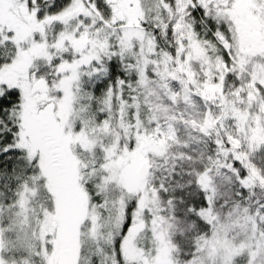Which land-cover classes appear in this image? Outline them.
<instances>
[{"label": "snow or ice", "instance_id": "snow-or-ice-1", "mask_svg": "<svg viewBox=\"0 0 264 264\" xmlns=\"http://www.w3.org/2000/svg\"><path fill=\"white\" fill-rule=\"evenodd\" d=\"M0 264H264V0H0Z\"/></svg>", "mask_w": 264, "mask_h": 264}]
</instances>
